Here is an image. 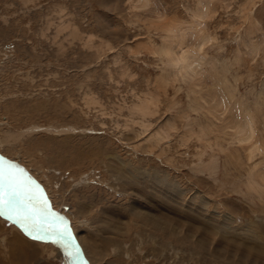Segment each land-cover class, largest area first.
I'll return each instance as SVG.
<instances>
[{"label": "rangeland", "instance_id": "374dc122", "mask_svg": "<svg viewBox=\"0 0 264 264\" xmlns=\"http://www.w3.org/2000/svg\"><path fill=\"white\" fill-rule=\"evenodd\" d=\"M0 156L89 264H264V0H0Z\"/></svg>", "mask_w": 264, "mask_h": 264}, {"label": "snow or ice", "instance_id": "6c2138e0", "mask_svg": "<svg viewBox=\"0 0 264 264\" xmlns=\"http://www.w3.org/2000/svg\"><path fill=\"white\" fill-rule=\"evenodd\" d=\"M0 218L34 241L50 243L71 264H88L69 221L56 213L42 186L18 164L0 156Z\"/></svg>", "mask_w": 264, "mask_h": 264}, {"label": "bare ground", "instance_id": "6f19581e", "mask_svg": "<svg viewBox=\"0 0 264 264\" xmlns=\"http://www.w3.org/2000/svg\"><path fill=\"white\" fill-rule=\"evenodd\" d=\"M200 3H201V6H199L198 8H197V11H196V14L194 15V21L195 22H199L200 20H202L203 18H204V16L206 15V13H207V4H205V3H203V2H201L200 1ZM173 27V23L172 22H170V23H168L167 25H165L164 26V28H165V30H169V29H171ZM160 52L162 53V54H164L165 56H171V52L172 51H170V49H169V47H167V46H163L161 49H160ZM194 57L195 56H191V53H189V52H185V51H183L181 54H180V56L178 57V59L177 60H175L174 61V66L177 68V70L179 71V72H188V71H191V72H193L194 70H195V67H197V62L196 61H194L195 59H194ZM145 110V109H144ZM144 112V111H143ZM248 130H249V133H248V136L246 137L247 139L245 140L244 139V141H249L250 142V140L252 139V137H253V125L250 123L249 125H248ZM243 139V138H242ZM243 141V140H242ZM2 220H4L3 218H1ZM5 221V220H4ZM6 222V221H5ZM8 224H11V223H9V222H7ZM12 225V224H11ZM14 228H15V226H14ZM17 228V227H16ZM18 229V228H17ZM72 229V228H71ZM26 238H28V239H30V240H32L30 237H28V236H26L20 229H18ZM73 231V230H72ZM75 237V236H74ZM32 241H34V240H32ZM37 242H39V241H37ZM42 243V242H41ZM78 243V242H77ZM39 244H40V242H39ZM42 244H49V245H52V244H50V243H42ZM54 247H56L55 245H54ZM81 249V248H80ZM59 251H60V249H59ZM61 252V251H60ZM81 252H82V255H83V257L85 258V260L87 261V258L85 257V254H83V250L81 249ZM62 253V252H61ZM63 255V254H62ZM65 259V258H64ZM88 262V261H87ZM89 264V263H88Z\"/></svg>", "mask_w": 264, "mask_h": 264}, {"label": "crops", "instance_id": "0c3cea01", "mask_svg": "<svg viewBox=\"0 0 264 264\" xmlns=\"http://www.w3.org/2000/svg\"><path fill=\"white\" fill-rule=\"evenodd\" d=\"M9 226L10 225H7L5 223H2V221H0V227H1L0 228V236H1L0 240H1V242H8L10 244L11 242H13L15 240L14 237H16L20 242H22L24 244L28 243V242L30 244H31V242L33 243V241H31L30 239L26 238L23 234H21L20 231L16 228V226H15V228L12 225L10 227ZM7 228H9V230ZM7 236L12 237L13 241H10V240L8 241ZM2 238H4L5 240H3ZM34 242L39 244V242H37V241H34ZM40 244H42V243L40 242ZM41 246H44V245L42 244ZM16 250H18V249H16ZM27 252H28V250H27ZM27 252L23 251L25 257L29 258V255L27 254Z\"/></svg>", "mask_w": 264, "mask_h": 264}, {"label": "water", "instance_id": "95a60500", "mask_svg": "<svg viewBox=\"0 0 264 264\" xmlns=\"http://www.w3.org/2000/svg\"><path fill=\"white\" fill-rule=\"evenodd\" d=\"M17 227V226H16ZM18 228V227H17ZM19 229V228H18ZM82 253V252H81ZM83 256V255H82ZM84 258V257H83ZM84 260H85V258H84ZM71 264V263H70Z\"/></svg>", "mask_w": 264, "mask_h": 264}]
</instances>
